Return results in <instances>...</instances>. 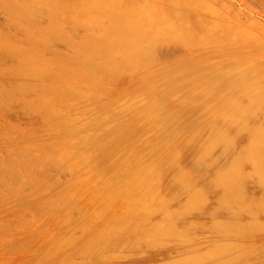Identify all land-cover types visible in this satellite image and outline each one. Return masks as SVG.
<instances>
[{
	"label": "rangeland",
	"instance_id": "rangeland-1",
	"mask_svg": "<svg viewBox=\"0 0 264 264\" xmlns=\"http://www.w3.org/2000/svg\"><path fill=\"white\" fill-rule=\"evenodd\" d=\"M261 137L264 0H0V264H264Z\"/></svg>",
	"mask_w": 264,
	"mask_h": 264
},
{
	"label": "bare ground",
	"instance_id": "bare-ground-1",
	"mask_svg": "<svg viewBox=\"0 0 264 264\" xmlns=\"http://www.w3.org/2000/svg\"><path fill=\"white\" fill-rule=\"evenodd\" d=\"M238 1V0H237ZM243 5V4H242ZM214 7V6H213ZM240 8V7H239ZM214 9V8H213ZM215 10V9H214ZM224 10V9H223ZM201 15V14H200ZM230 18V17H229ZM228 18V19H229ZM233 18V17H232ZM222 19V18H221ZM229 21V20H228ZM234 21V20H233ZM214 22V21H213ZM212 22V23H213ZM232 22V21H231ZM238 22V21H237ZM219 23V22H218ZM217 23V24H218ZM214 24H215V22H214ZM243 25V24H242ZM218 26V25H217ZM228 27V26H227ZM239 27V26H238ZM245 27V26H244ZM243 28V27H242ZM239 30H241V29H239ZM261 31V30H260ZM263 32V31H262ZM168 115V113L166 112V114H165V116H167ZM118 127H121V126H118ZM118 130H122V129H118ZM165 135H163L162 136V138L164 137ZM232 136V135H231ZM167 138V137H166ZM114 140V139H113ZM124 141L123 140H120V145L121 146H124L126 143H127V141H125L124 143H123ZM104 145V144H103ZM112 146H115V145H112ZM252 150H253V155L252 156H250L249 157V159H252L253 161H256L255 163H256V169H258L262 174H264V137H261V142L260 143H257V148H252ZM257 151H260V153L259 152H257ZM236 161V160H235ZM234 163V162H233ZM232 163V164H233ZM235 165V164H234ZM108 165L106 164L105 165V167H107ZM107 172H111V170L109 169V170H106ZM188 177V176H187ZM184 180L187 182V179H186V176H184ZM250 185V184H249ZM133 186V185H132ZM132 186H131V188H132ZM239 186V185H238ZM250 187V186H249ZM230 191H232V190H230ZM229 191V192H230ZM233 192V191H232ZM246 194V193H245ZM239 198H241V201L242 200H244L243 198H247L246 196H244V197H239ZM199 202H201L200 201V199L198 200ZM150 203H149V200L147 199V200H145L144 202H143V204L142 203H138V201L136 202V203H133V205H132V207L130 208V209H132L130 212H134V213H137L138 214V212H140L141 214H143V213H145L146 212V210H147V208L150 206L149 205ZM239 206V205H238ZM139 208H142L143 210L142 211H140L139 210ZM240 210H242V207H240ZM228 213L230 214V215H239L240 213H237V212H234L232 209H229V211H228ZM262 213H264V210L262 211ZM240 218V217H239ZM254 220H256V219H254ZM119 221V225H120V227H122L121 229H124L125 227V223H126V218H121L120 220H118ZM255 225L256 224V222L255 223H248L247 225H248V227L250 228L251 227V225ZM253 225V226H254ZM254 229L255 230H261V225L260 224H256L255 226H254ZM121 233V232H120Z\"/></svg>",
	"mask_w": 264,
	"mask_h": 264
}]
</instances>
